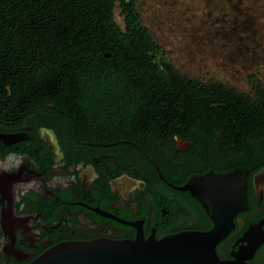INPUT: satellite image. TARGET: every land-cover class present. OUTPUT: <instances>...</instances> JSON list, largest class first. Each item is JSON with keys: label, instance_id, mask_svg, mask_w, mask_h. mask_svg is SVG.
<instances>
[{"label": "flooded vegetation", "instance_id": "1", "mask_svg": "<svg viewBox=\"0 0 264 264\" xmlns=\"http://www.w3.org/2000/svg\"><path fill=\"white\" fill-rule=\"evenodd\" d=\"M225 89L264 112V78L245 91ZM160 108L168 109L164 119L127 120L117 126L123 132L113 126L112 137L96 141L95 125L75 132L47 113L21 121L16 105L0 96V264H29L64 241L208 230L210 216L179 187L193 176L237 169L246 176V206L216 252L264 264V155H227L226 122L202 126L186 113L190 105Z\"/></svg>", "mask_w": 264, "mask_h": 264}, {"label": "trees", "instance_id": "2", "mask_svg": "<svg viewBox=\"0 0 264 264\" xmlns=\"http://www.w3.org/2000/svg\"><path fill=\"white\" fill-rule=\"evenodd\" d=\"M163 54L135 0H0V96L21 121L47 113L75 132L95 125L103 141L113 126L162 120L161 105L184 104L202 126L226 122L227 155H264V112L252 99L180 75Z\"/></svg>", "mask_w": 264, "mask_h": 264}, {"label": "rangeland", "instance_id": "3", "mask_svg": "<svg viewBox=\"0 0 264 264\" xmlns=\"http://www.w3.org/2000/svg\"><path fill=\"white\" fill-rule=\"evenodd\" d=\"M135 1L164 58L181 73L237 91L263 81L264 0Z\"/></svg>", "mask_w": 264, "mask_h": 264}, {"label": "water", "instance_id": "4", "mask_svg": "<svg viewBox=\"0 0 264 264\" xmlns=\"http://www.w3.org/2000/svg\"><path fill=\"white\" fill-rule=\"evenodd\" d=\"M245 177L238 169L209 172L193 176L179 187L188 190L210 216L213 225L208 230L181 231L161 238L138 235L134 239L64 241L29 264H248L223 260L216 252V245L233 227L234 214L246 206Z\"/></svg>", "mask_w": 264, "mask_h": 264}]
</instances>
